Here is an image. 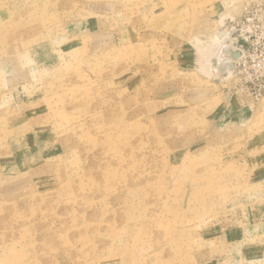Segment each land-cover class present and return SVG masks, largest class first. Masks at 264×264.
<instances>
[{
    "label": "rangeland",
    "instance_id": "374dc122",
    "mask_svg": "<svg viewBox=\"0 0 264 264\" xmlns=\"http://www.w3.org/2000/svg\"><path fill=\"white\" fill-rule=\"evenodd\" d=\"M0 264H264V0H0Z\"/></svg>",
    "mask_w": 264,
    "mask_h": 264
},
{
    "label": "built area",
    "instance_id": "2783aa9c",
    "mask_svg": "<svg viewBox=\"0 0 264 264\" xmlns=\"http://www.w3.org/2000/svg\"><path fill=\"white\" fill-rule=\"evenodd\" d=\"M240 24V23H239Z\"/></svg>",
    "mask_w": 264,
    "mask_h": 264
}]
</instances>
